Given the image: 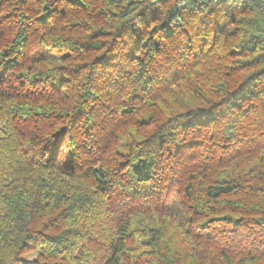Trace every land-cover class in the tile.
<instances>
[{
	"label": "trees",
	"instance_id": "obj_1",
	"mask_svg": "<svg viewBox=\"0 0 264 264\" xmlns=\"http://www.w3.org/2000/svg\"><path fill=\"white\" fill-rule=\"evenodd\" d=\"M0 264H264V0H0Z\"/></svg>",
	"mask_w": 264,
	"mask_h": 264
},
{
	"label": "rangeland",
	"instance_id": "obj_2",
	"mask_svg": "<svg viewBox=\"0 0 264 264\" xmlns=\"http://www.w3.org/2000/svg\"><path fill=\"white\" fill-rule=\"evenodd\" d=\"M172 201L174 202V199H172ZM32 259V258H34V256H31V254L29 255V259Z\"/></svg>",
	"mask_w": 264,
	"mask_h": 264
}]
</instances>
